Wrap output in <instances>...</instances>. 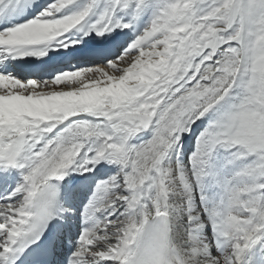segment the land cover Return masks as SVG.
<instances>
[{
	"label": "snow or ice",
	"instance_id": "snow-or-ice-1",
	"mask_svg": "<svg viewBox=\"0 0 264 264\" xmlns=\"http://www.w3.org/2000/svg\"><path fill=\"white\" fill-rule=\"evenodd\" d=\"M0 264H264V0H0Z\"/></svg>",
	"mask_w": 264,
	"mask_h": 264
}]
</instances>
